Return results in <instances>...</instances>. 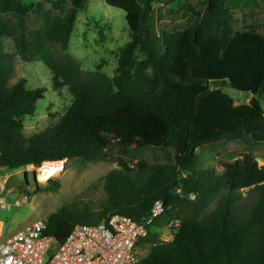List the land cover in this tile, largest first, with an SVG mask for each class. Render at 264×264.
Segmentation results:
<instances>
[{
    "label": "trees",
    "instance_id": "16d2710c",
    "mask_svg": "<svg viewBox=\"0 0 264 264\" xmlns=\"http://www.w3.org/2000/svg\"><path fill=\"white\" fill-rule=\"evenodd\" d=\"M87 1L46 0L53 10L69 6L62 17L41 12L42 25L26 33L30 13H39L42 4L0 0V168H40L75 158L105 162L113 160L112 145L124 155L131 147L161 152L167 164L140 162L136 171L117 159L118 168L104 177L99 210L63 207L47 217L46 232L61 243L77 224L97 225L112 214L138 221L160 201L165 210L153 226L178 225L169 229L168 241L151 232L139 241L140 264H264V165L245 153L215 173L199 169L197 156L230 143L264 144V36L249 30L229 37L227 23L225 30H213L223 0H206L203 16L188 28L160 35L151 29L158 0H106L125 13L130 30L109 78L82 70L65 54L76 14ZM4 39L12 40V54ZM17 57L42 61L52 90L67 87L72 96L56 124L27 138L22 119L34 114L44 92L26 88L23 78L12 82ZM214 84L251 98L235 105ZM48 182L44 191L53 193L59 185ZM249 188L258 195L245 213L237 204L241 190Z\"/></svg>",
    "mask_w": 264,
    "mask_h": 264
},
{
    "label": "rangeland",
    "instance_id": "374dc122",
    "mask_svg": "<svg viewBox=\"0 0 264 264\" xmlns=\"http://www.w3.org/2000/svg\"><path fill=\"white\" fill-rule=\"evenodd\" d=\"M21 1L26 6L42 4L39 13H30L26 33L42 25L39 16L41 12L48 13L49 17H62L69 6L65 4L64 10L59 11L51 9L46 0ZM205 8L206 0H158L153 7L151 29L156 35L182 31L198 17H202ZM224 23L228 24L229 37L249 30L264 36V0H223L221 15L211 27L213 30H225ZM129 41L130 30L125 13L108 6L106 0H88L85 8L76 14L65 54L75 59L82 70L100 71L113 78L121 51ZM3 46L12 54L11 39H4ZM136 59H142L138 52ZM20 78L25 79L26 88H39L44 92L43 99L36 102L34 114L22 119L23 135L27 138L56 124L71 104L72 96L67 87L58 93L52 90L51 74L40 60L23 63L18 57L15 58L12 82ZM211 88L227 94L235 105L247 104L251 98L248 93L233 90L228 84H214ZM128 151L129 153L124 155L117 145H112L110 153L113 160L87 162L75 158L61 161L62 172L49 179L59 185L53 193L44 191L50 184L49 180L44 183L38 180L39 168H0V182H6L4 199L6 204L11 206L9 211L0 209L1 239L14 235L26 224L37 219L46 220L50 214L63 207L79 210L87 207L90 212L96 213L100 203L106 198L104 177L111 170L118 168L117 159L123 158L130 171H136L140 162L148 165L168 163L161 152L137 151L134 147ZM245 153H250L259 166L264 165V144L245 146L230 143L213 150H199L198 167L218 173L223 163L233 162ZM37 187L43 191L36 192ZM23 195L27 197L26 203L16 207L15 202ZM239 195L238 209L249 212L257 201L258 191L254 188L243 189ZM214 206L215 201L210 204L209 209L212 210ZM150 232L156 234L160 241L171 239L169 229L152 226Z\"/></svg>",
    "mask_w": 264,
    "mask_h": 264
},
{
    "label": "built area",
    "instance_id": "2783aa9c",
    "mask_svg": "<svg viewBox=\"0 0 264 264\" xmlns=\"http://www.w3.org/2000/svg\"><path fill=\"white\" fill-rule=\"evenodd\" d=\"M5 183L0 182V209L9 211ZM26 200L23 195L14 205L18 207ZM164 210L162 202L155 201L149 215L138 221L112 214L97 225L77 224L61 243L46 232V220L37 219L8 238L0 237V264H140L138 243L147 237ZM177 225L175 220L165 229Z\"/></svg>",
    "mask_w": 264,
    "mask_h": 264
},
{
    "label": "bare ground",
    "instance_id": "6f19581e",
    "mask_svg": "<svg viewBox=\"0 0 264 264\" xmlns=\"http://www.w3.org/2000/svg\"><path fill=\"white\" fill-rule=\"evenodd\" d=\"M63 163L60 162H45L38 169V180L41 183L46 182L50 178L59 175L62 172Z\"/></svg>",
    "mask_w": 264,
    "mask_h": 264
},
{
    "label": "water",
    "instance_id": "95a60500",
    "mask_svg": "<svg viewBox=\"0 0 264 264\" xmlns=\"http://www.w3.org/2000/svg\"><path fill=\"white\" fill-rule=\"evenodd\" d=\"M35 179V177H33ZM35 181V180H34ZM20 190V188H18Z\"/></svg>",
    "mask_w": 264,
    "mask_h": 264
}]
</instances>
